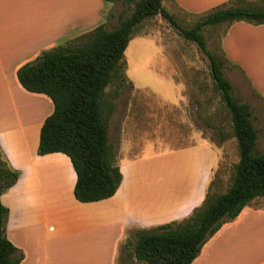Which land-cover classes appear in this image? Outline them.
Listing matches in <instances>:
<instances>
[{"label":"crops","instance_id":"0c3cea01","mask_svg":"<svg viewBox=\"0 0 264 264\" xmlns=\"http://www.w3.org/2000/svg\"><path fill=\"white\" fill-rule=\"evenodd\" d=\"M93 1L0 0V148L20 171L1 200L9 209L6 234L24 253L20 264H118L124 249L133 251L125 246L130 231L183 219L203 202L220 159L206 141L119 161L123 180L116 194L84 203L74 195L77 176L68 155L38 153L54 103L26 90L18 69L101 24L111 29L109 2ZM225 38L227 61L264 99V24L233 22ZM257 147L264 152V130ZM192 264H264V204L254 200L223 224Z\"/></svg>","mask_w":264,"mask_h":264},{"label":"trees","instance_id":"16d2710c","mask_svg":"<svg viewBox=\"0 0 264 264\" xmlns=\"http://www.w3.org/2000/svg\"><path fill=\"white\" fill-rule=\"evenodd\" d=\"M124 4L127 8L115 28L101 24L43 51L18 69V79L26 90L43 93L54 103L41 128L38 153L68 155L77 176L76 199L94 202L115 195L123 180L108 138V116L114 104L109 103L105 114L104 95L111 83L118 80L121 86L127 79L124 56L136 29L145 19L161 15L181 36L198 44L209 57L214 89L231 115L238 142L239 160L231 182L217 194L212 190V178L205 199L187 217L139 229L135 243L129 238L125 243L133 247L136 263L192 264L223 224L238 217L254 200L264 199V152L257 147L253 110L235 95L224 71L226 57L208 48L203 33L209 26L236 21L264 24V0H231L207 12L192 27L182 26L162 0H124ZM118 95L115 91L114 99ZM19 176L20 171L10 166L0 148V264H20L24 259L23 251L6 234L9 209L1 200Z\"/></svg>","mask_w":264,"mask_h":264},{"label":"rangeland","instance_id":"374dc122","mask_svg":"<svg viewBox=\"0 0 264 264\" xmlns=\"http://www.w3.org/2000/svg\"><path fill=\"white\" fill-rule=\"evenodd\" d=\"M162 1L184 27L194 26L203 15L221 5L217 0H177L182 8L173 0ZM108 7V13L113 14L109 25L112 29L127 7L124 0H113ZM227 26H209L203 33L208 48L226 57V76L235 95L255 109L253 122L262 134L264 99L246 86L245 75L227 61ZM124 60L126 81L121 86L118 80L111 83L104 95L105 114L109 103L114 104L113 113L108 116V138L117 160L126 162L207 141L216 146L220 155L212 190L217 194L224 192L239 160V148L231 115L214 89L209 57L196 42L185 39L165 18L156 15L136 29ZM261 77L264 84V73ZM115 91L119 95L114 99ZM259 200L264 204V199ZM136 232L128 234L134 242ZM118 264L140 263L135 262L133 251L124 249Z\"/></svg>","mask_w":264,"mask_h":264}]
</instances>
